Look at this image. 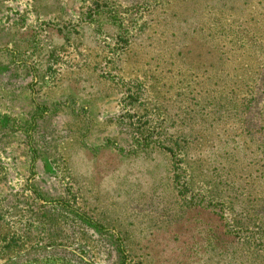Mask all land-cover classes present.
I'll return each instance as SVG.
<instances>
[{
  "label": "rangeland",
  "instance_id": "rangeland-1",
  "mask_svg": "<svg viewBox=\"0 0 264 264\" xmlns=\"http://www.w3.org/2000/svg\"><path fill=\"white\" fill-rule=\"evenodd\" d=\"M211 1L232 7L240 0ZM111 2L131 12L142 0ZM207 5H192L196 18L162 17L160 10L172 5L157 2L153 14L145 12L151 16L147 23L142 10L134 11L130 20L138 19L139 31L126 51L114 55L121 62L119 78L98 77L93 91L78 93L79 102L53 105L33 126L25 125L30 108L9 103L0 90V264H121L120 248L128 255L126 264H264V244H245L241 233L227 235L236 229L219 211L223 199L208 198L215 211L180 194L179 183L190 175L196 187L238 199L243 180L264 169L258 146L264 145V59L246 116L252 133L247 141L226 126L232 113L217 108L226 91L221 55L205 42L212 39L201 15ZM102 31L123 40L118 24ZM254 48L260 51L254 54L257 65L264 36ZM179 73L185 74L182 84ZM6 81L0 78L1 85ZM53 98L61 100L58 93ZM133 112L150 119L146 127L165 116L168 139L191 134L188 127L196 125L204 140L178 154L182 161L176 165L164 149L132 145L147 119L124 115ZM255 187L263 189L264 183Z\"/></svg>",
  "mask_w": 264,
  "mask_h": 264
},
{
  "label": "trees",
  "instance_id": "trees-1",
  "mask_svg": "<svg viewBox=\"0 0 264 264\" xmlns=\"http://www.w3.org/2000/svg\"><path fill=\"white\" fill-rule=\"evenodd\" d=\"M157 2L161 6L168 2L172 5L169 10H160V13H158L159 16L168 17L167 15L173 14L174 16L180 15L182 18H187V15L196 18L199 13L191 10L192 5L202 6L204 3L208 4L207 9L201 12V15L203 14L205 16L202 20L205 23V26L209 28L210 38L212 39L210 41V39L207 38L211 43L207 40H205V42L210 45L209 47L217 50L221 55L223 89L226 91L225 95H223L222 105H217V108L220 107L232 113L233 117L230 116V118H233L234 120L231 121V124L225 125L234 130V135L236 134L235 136L241 138L248 137V141L252 133L246 125V116L250 111L252 104L255 102V86L258 82V75L261 72L260 68L263 65L262 59H264V49H262L261 62L258 61L260 63L255 65L254 54L256 51L257 54H260V51L257 50V48H254V46L255 44L258 45L261 37L264 36V0H240L237 6L232 7H228L226 3L225 5H214L211 0H168L167 2L163 0H142V3L140 4L141 7H131V12L129 11V7V9L123 11L121 8L118 9L117 5H114L113 3H100L105 6L106 13L104 14H106V17L113 20L114 25L118 24L119 26H122L124 31V34L122 35L123 40L119 41V39L115 38L116 36H112L110 42L106 45L107 48L111 49L110 52L113 54L112 59L106 60L107 67L110 68V71H108L109 75H103L106 80H112V82H115V79L119 78L115 72H120L121 68L119 69V63L121 62L114 61V55L120 50L122 53L126 51L130 46L132 39L139 31L140 24H138V19H135L136 21H131L130 17L133 15L134 11L142 10V22L147 23L148 21H151V16H146V13L149 15L153 14V8H155L154 6ZM135 14H138V12H135ZM140 15L141 14H138V16ZM257 15L261 17L260 20L257 19ZM210 23H212V27ZM258 23H261L259 30L257 28ZM261 29H263L262 32ZM218 36L221 37L219 43L216 41ZM114 44L115 46L113 47ZM125 60L128 61L130 59ZM123 61L124 60H122V62ZM98 66L104 67L101 63H98ZM166 72L170 73V69ZM184 77L185 74L182 73L176 75L178 84H182ZM130 100H133L132 97H130ZM133 107L134 105L131 104V107H128L127 112L133 110ZM146 113L148 116L149 111L146 110ZM124 115L128 116V118L134 119L137 117V120L135 119L136 122H140L142 118H145L146 116L143 115L141 118L138 113L134 112L125 113ZM165 120V116L159 117L158 121H155V124L152 127H146L148 123H151L149 118L142 120L140 126H138V135L134 136L132 139V145L134 146V144H137L143 146V150L149 149L150 147L164 149L173 156L175 164L179 165L178 162H181L182 159H179L180 156L178 154L184 153L190 146H194V144L201 142L204 139L203 137H199L195 132L194 126L196 125L188 127L191 134L181 133L179 134V137L177 136L176 138L168 139L163 136V130L166 127L164 126ZM262 130H264V124ZM227 138L229 139V135ZM167 140L169 141L167 142ZM258 146L264 150V145L262 143L258 144ZM32 150L31 147V151ZM247 150H250L249 147H247ZM185 154L186 153H184V155ZM262 155L264 157V151ZM32 158L33 163H35L37 158ZM192 180L193 178L189 175V179L185 181V184L179 183L180 194L182 197L186 200L192 198L194 205L198 202L208 203V205L211 206V209L215 211L218 210V206L213 202L207 201L208 198L215 199L216 202L219 199H223L220 202L221 206L219 207V211L223 213V218L228 227L236 229H229L227 235L241 233L238 239L242 240L245 244H264V187L263 189L255 187L256 183H264V169L252 173V175H250L245 181L243 180V184L240 186L241 190L239 198L231 201L228 200L229 193L224 195L225 197L223 198L221 194L215 192V189L213 188L205 189V185H202V187H196V182ZM191 186L194 187L196 193H194V190L192 193ZM239 200H242L241 203L243 205L241 212H238L235 208V205ZM226 214L231 217H228ZM119 254L123 259L121 264H126L128 255L126 254L125 249L120 248Z\"/></svg>",
  "mask_w": 264,
  "mask_h": 264
},
{
  "label": "crops",
  "instance_id": "crops-1",
  "mask_svg": "<svg viewBox=\"0 0 264 264\" xmlns=\"http://www.w3.org/2000/svg\"><path fill=\"white\" fill-rule=\"evenodd\" d=\"M111 1L4 0V8L0 1V78L7 79L0 90L9 103L30 108L26 127L53 105L79 102L78 93L93 91L98 77L109 75L106 60L113 54L106 45L113 34L102 30L114 21L100 3ZM43 91L48 94L40 96Z\"/></svg>",
  "mask_w": 264,
  "mask_h": 264
}]
</instances>
